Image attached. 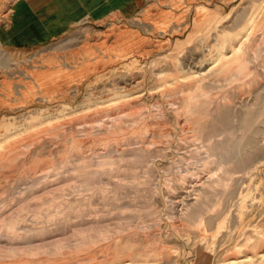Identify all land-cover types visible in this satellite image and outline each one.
Segmentation results:
<instances>
[{"label":"rangeland","instance_id":"obj_1","mask_svg":"<svg viewBox=\"0 0 264 264\" xmlns=\"http://www.w3.org/2000/svg\"><path fill=\"white\" fill-rule=\"evenodd\" d=\"M0 264H264V0L0 41Z\"/></svg>","mask_w":264,"mask_h":264},{"label":"crops","instance_id":"obj_2","mask_svg":"<svg viewBox=\"0 0 264 264\" xmlns=\"http://www.w3.org/2000/svg\"><path fill=\"white\" fill-rule=\"evenodd\" d=\"M139 0H17L10 20L0 25V41L15 45L44 42L88 15L99 18L115 9L129 12Z\"/></svg>","mask_w":264,"mask_h":264}]
</instances>
